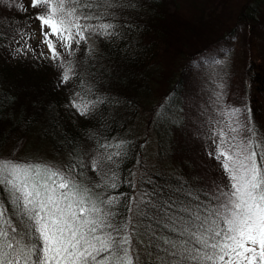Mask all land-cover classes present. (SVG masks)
I'll return each instance as SVG.
<instances>
[{"label": "trees", "instance_id": "trees-1", "mask_svg": "<svg viewBox=\"0 0 264 264\" xmlns=\"http://www.w3.org/2000/svg\"><path fill=\"white\" fill-rule=\"evenodd\" d=\"M228 1L123 0L120 23L127 20L130 30L117 28L120 35L112 37L92 35L71 49L51 37L61 54L54 61L48 58L51 53L43 36L32 37L33 27L40 28L32 0H0V159L33 162L45 151L62 156L69 167L83 158L84 151L93 150L101 161L98 171L78 165L74 173L82 172L77 178L102 197L118 199L117 221L131 217L127 208H135L142 197L159 204L180 200L193 206L215 205L212 197L217 186L227 190L228 176L224 169L215 171L214 161L213 168L201 161L198 167L205 171L197 170L194 156L210 162L209 153L217 149L218 140L229 141L235 135L230 132L235 126L230 110L243 107L245 100L257 136L264 137V0H244L235 13L226 10ZM241 31L246 32L242 44L234 48ZM224 59L232 68L228 89L216 104L219 117L211 111L210 100L198 105L196 111L207 117L203 130L196 138H187L186 148L165 154L176 173L147 174L133 183L132 167L141 146L129 129L138 112L152 96L170 100L177 109L187 105L192 89L206 98L204 79L207 82L210 76H205L217 71L213 67ZM69 67L71 79L61 83V73ZM193 80H198L194 87ZM73 100L88 105L86 115L72 106ZM245 135L241 132L238 139ZM206 140L211 143L207 147ZM120 142L125 143L116 147ZM117 152L120 155H114ZM113 182L116 188L108 186ZM96 184L102 186L95 188ZM189 192L199 200H191ZM135 195L140 198L136 204ZM135 221L166 231L162 222L157 225L139 216Z\"/></svg>", "mask_w": 264, "mask_h": 264}, {"label": "snow or ice", "instance_id": "snow-or-ice-1", "mask_svg": "<svg viewBox=\"0 0 264 264\" xmlns=\"http://www.w3.org/2000/svg\"><path fill=\"white\" fill-rule=\"evenodd\" d=\"M30 7L37 9L34 18L54 61L61 55L56 43L71 49L92 35L112 37L120 35L117 28H131L127 20L120 23L123 0H32ZM71 71L61 73V83ZM72 106L81 115L88 112L87 104L73 100ZM230 116L235 135L209 153L228 176L227 190L217 186L212 197L215 205L142 197L127 208L131 217L117 221L118 199L95 192L77 178L82 172L73 174L80 161L65 170L0 159V264H264V137L257 136L247 100ZM241 132L246 135L238 139ZM97 166L94 160L93 170ZM136 216L162 222L166 231L137 223Z\"/></svg>", "mask_w": 264, "mask_h": 264}, {"label": "rangeland", "instance_id": "rangeland-1", "mask_svg": "<svg viewBox=\"0 0 264 264\" xmlns=\"http://www.w3.org/2000/svg\"><path fill=\"white\" fill-rule=\"evenodd\" d=\"M26 1L29 2L30 0ZM243 2L244 0H229L226 10L235 13L238 11ZM45 31H47V29H45ZM245 33L246 32L243 31L237 33L236 42L233 45L234 48L239 47V45L241 46L243 34ZM32 37L35 38V40H39L40 38H42L41 27H33ZM216 64L218 65H215L213 68H217L218 70L214 73H207L208 75H206L205 78L207 76H210L208 78L209 81L206 82L204 79V85L209 93L206 98L202 96L203 93L199 94V92H196L192 89V91L187 95V105L181 106L180 108L178 107L177 109L170 100H167L165 98L158 99L152 96L150 98V103L138 112L136 118L131 124V128L129 129L132 139L138 141L141 146L140 158L138 162L132 167L131 178L133 180V183L147 174H175L176 169L173 167L175 165H173V162L170 161L165 156V154L170 150H176L177 152H179L182 150V147L186 148L187 138L189 136L196 138L198 136L197 134L203 130V123H206L207 117L196 111L198 105H200L202 102L210 100L211 111H214L215 114L218 113L219 108L216 106V104H221L222 97L226 92L225 89H228L229 81L227 75H229V70L232 67L228 59H224L222 61L220 60ZM197 82L198 80H193L191 86H196ZM194 94L196 95L195 98H193ZM180 102L182 101L180 100ZM218 114L216 116H218ZM161 115L163 118L162 120H160ZM196 130L197 132H195ZM221 139L222 138L218 140L219 143L223 141V139ZM209 144H211L210 141L206 140V147ZM215 151V147L211 149L212 153H215ZM37 155L38 158H34L35 162L48 163L65 170L69 168L65 167L66 162L64 158H62V156H51L48 155V153L45 151ZM191 156L192 155L190 154V157ZM204 157L207 158V156ZM208 158L210 159V162L200 155L194 156V163L192 164L193 167L197 168V170L199 171H205L204 169L198 167L201 166V161L204 160L206 166H210L212 168L214 167V161L215 165L217 164L214 168L215 171L223 169L221 166V162L215 158V155H209ZM94 160L98 164L95 170H93L92 167ZM80 162L82 163L81 170L89 169L93 172L98 171L99 165L101 164L100 157L90 149L83 152V158H81ZM216 168H219V170ZM97 173V175L99 176L98 179L99 181H101L104 173L102 171ZM73 174L75 175V173ZM139 199V196L135 195L133 202L136 204ZM139 249L140 248L138 245L137 251Z\"/></svg>", "mask_w": 264, "mask_h": 264}]
</instances>
